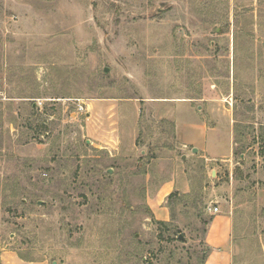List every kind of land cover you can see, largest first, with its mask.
Instances as JSON below:
<instances>
[{"label":"rangeland","instance_id":"1","mask_svg":"<svg viewBox=\"0 0 264 264\" xmlns=\"http://www.w3.org/2000/svg\"><path fill=\"white\" fill-rule=\"evenodd\" d=\"M213 206L264 264V0H0V247L206 264Z\"/></svg>","mask_w":264,"mask_h":264},{"label":"crops","instance_id":"2","mask_svg":"<svg viewBox=\"0 0 264 264\" xmlns=\"http://www.w3.org/2000/svg\"><path fill=\"white\" fill-rule=\"evenodd\" d=\"M204 127L208 129V125L204 124ZM187 146L186 144H182ZM189 146H194L189 144ZM202 152L200 157H206L207 159H213L214 157H209L206 153V147L202 146ZM231 148L229 151L230 155ZM219 209V208H218ZM211 214H218L215 222L212 224L211 232L214 231L212 237H214V251L211 252V257L214 258L213 262L206 264H230L231 257V226H232V215L220 214V210L217 212H212L211 207L209 208ZM55 262L49 261L48 259H30L20 256L17 252L9 249L0 247V264H54Z\"/></svg>","mask_w":264,"mask_h":264},{"label":"built area","instance_id":"3","mask_svg":"<svg viewBox=\"0 0 264 264\" xmlns=\"http://www.w3.org/2000/svg\"><path fill=\"white\" fill-rule=\"evenodd\" d=\"M38 104L41 105V104H42V101H39ZM76 107H77L76 109H77L78 111H82V110L85 109L84 103L81 102V101H77V106H76ZM211 210H212V212L214 213V212H217L219 209H218L217 206H213V207L211 208Z\"/></svg>","mask_w":264,"mask_h":264},{"label":"water","instance_id":"4","mask_svg":"<svg viewBox=\"0 0 264 264\" xmlns=\"http://www.w3.org/2000/svg\"><path fill=\"white\" fill-rule=\"evenodd\" d=\"M104 71L107 72V69L105 68ZM195 150H196V149H194V151H195ZM182 158H184V156H183Z\"/></svg>","mask_w":264,"mask_h":264}]
</instances>
